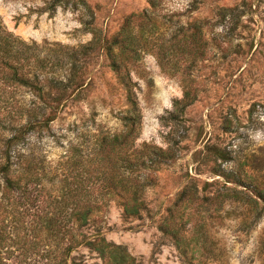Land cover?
Segmentation results:
<instances>
[{
	"label": "rangeland",
	"instance_id": "rangeland-1",
	"mask_svg": "<svg viewBox=\"0 0 264 264\" xmlns=\"http://www.w3.org/2000/svg\"><path fill=\"white\" fill-rule=\"evenodd\" d=\"M52 2L0 0L4 32L35 44L45 59L49 73L42 79H74L66 93L70 102L50 133L32 134L11 151L45 159L44 200L63 192L59 179L49 180L64 154H122L104 141L126 133L124 118L134 116L131 153L143 144L174 146L178 160L155 172L141 217H126L118 199L104 197L89 232L99 230L139 264H264V213L256 218L248 206L216 198L227 187L264 192V0H70L46 12ZM124 28L134 32L141 49L129 67L136 110L107 54L88 49L96 36L112 39ZM185 91L194 101L177 111ZM2 98L0 154L25 124L24 109L41 103L22 87H11ZM223 172L230 175L227 187ZM192 179L200 195L212 200L179 202ZM165 224L188 242L186 255L163 233ZM196 232L203 236L198 247L192 242ZM72 256L76 264H102L86 248Z\"/></svg>",
	"mask_w": 264,
	"mask_h": 264
},
{
	"label": "trees",
	"instance_id": "trees-1",
	"mask_svg": "<svg viewBox=\"0 0 264 264\" xmlns=\"http://www.w3.org/2000/svg\"><path fill=\"white\" fill-rule=\"evenodd\" d=\"M69 1L53 0L45 10L55 11ZM137 40L132 30L124 28L112 39L96 36L88 48L100 47L107 54L110 68L127 90L133 110L137 109V102L129 67L140 57ZM36 50L35 44L27 45L13 34L5 33L0 23V102L11 87L31 89L41 101L24 109L25 124L5 140V149L0 154V182L4 184L0 197V264H76L72 255L82 248L96 253L102 264H139L126 248L109 242L99 230L91 234L90 225L95 214L103 209L100 199L104 197L118 199L126 217H141L147 208V188L157 183L155 172L175 163L177 150L174 146L164 150L143 144L140 151L136 149L132 154L137 120L134 116L125 117L127 132L104 141L110 151L120 147L122 154H98L94 158H90V154H64L65 161L59 164L61 168H56V175L49 180L59 179L63 192L51 202L45 201L41 176L46 175L45 159L38 154H11V151L32 134L42 138L44 132L50 133L52 123L70 102L71 95L66 93L74 79L69 78L66 83L53 75L43 80L48 66ZM44 82L48 83L49 91ZM193 101L192 94L185 91L183 99L175 102L177 111L183 112ZM219 176L226 178L224 187L231 183L230 175L223 172ZM226 189L228 193L216 198L242 203L254 211L256 218L263 215L264 208L259 211V206L264 207V192L252 195V191ZM204 199L212 200L200 195L199 184L192 179L178 200H187L191 205ZM176 206L178 204H174ZM162 231L171 235L176 247L186 255L188 242L185 238L167 224ZM197 233L192 239L195 247L203 244V236ZM211 259L214 260L212 255Z\"/></svg>",
	"mask_w": 264,
	"mask_h": 264
}]
</instances>
